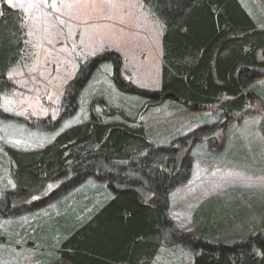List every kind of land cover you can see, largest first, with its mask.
I'll return each instance as SVG.
<instances>
[{
  "label": "trees",
  "instance_id": "1",
  "mask_svg": "<svg viewBox=\"0 0 264 264\" xmlns=\"http://www.w3.org/2000/svg\"><path fill=\"white\" fill-rule=\"evenodd\" d=\"M140 1L162 26L159 89L143 90L123 80L120 57L104 54L80 66L67 84L56 121L38 120L30 126L35 123L50 132L71 118L92 75L106 63L111 64L115 89L135 96L144 108L168 101L179 114L212 110L220 122L155 147L143 128L125 123V114L113 115L122 124L94 116V104L106 107L103 99L94 97L88 120L63 130L44 148L3 150L14 189L3 194L0 219L32 213L93 181L100 187L87 194H94L92 201L103 196L98 207L80 210L79 221L61 215L43 226V235L63 237L56 252L60 264H152L166 239L193 253L191 264H264V230L241 241L217 239L227 221H243L245 208L230 211L216 203V209L198 211L192 217L200 226L195 234L176 230L167 216L169 193L188 177L189 148L252 113L247 107L253 100L264 102V82L254 83L264 76V28L239 0ZM23 23L21 12L0 0V96L13 90L8 75L26 48ZM166 94L177 100H161ZM261 132L264 136V122ZM253 206L264 212V202Z\"/></svg>",
  "mask_w": 264,
  "mask_h": 264
},
{
  "label": "rangeland",
  "instance_id": "2",
  "mask_svg": "<svg viewBox=\"0 0 264 264\" xmlns=\"http://www.w3.org/2000/svg\"><path fill=\"white\" fill-rule=\"evenodd\" d=\"M239 2L257 25L264 28V0ZM4 3L22 14L26 48L20 62L9 71L13 90L0 96V201L6 199L5 192L14 189L3 150L29 152L44 148L63 130L88 120L94 97L103 99L106 106L94 104V116L122 124L113 115L125 114L129 123L124 122L143 128L155 147L169 146L201 126L220 122L212 110L179 114L181 111H176L168 101L144 108V103L135 96L115 89L110 79L111 64L106 63L92 75L71 118L59 122L57 129L50 132L40 130L35 123L31 127L38 120L56 121L67 84L80 66L104 54L120 57L123 80L139 89L157 91L162 65V26L140 0H4ZM258 82H264V76L254 83ZM247 109L252 113L261 110L262 114L245 113L237 122L231 121L222 134L189 148L188 177L168 195L167 216L176 230L197 233L200 226L193 221V215L211 206L216 209V203L230 211L235 206L245 208L243 221H227V228L217 236L218 240L241 241L264 230L261 227L264 212L253 206L254 202L256 205L264 202L261 132L264 102L253 100ZM99 187L88 181L32 213L0 219V264H60L56 252L63 237L43 235V226L61 215L79 221L78 217L83 216L80 210L90 211L104 201L103 196L92 201L94 194H87V190L96 191ZM192 255L166 239L152 264H191Z\"/></svg>",
  "mask_w": 264,
  "mask_h": 264
},
{
  "label": "water",
  "instance_id": "3",
  "mask_svg": "<svg viewBox=\"0 0 264 264\" xmlns=\"http://www.w3.org/2000/svg\"><path fill=\"white\" fill-rule=\"evenodd\" d=\"M165 99H173V100H177L173 95L171 94H166L162 97L161 100H165Z\"/></svg>",
  "mask_w": 264,
  "mask_h": 264
},
{
  "label": "snow or ice",
  "instance_id": "4",
  "mask_svg": "<svg viewBox=\"0 0 264 264\" xmlns=\"http://www.w3.org/2000/svg\"><path fill=\"white\" fill-rule=\"evenodd\" d=\"M53 7H54V5H53Z\"/></svg>",
  "mask_w": 264,
  "mask_h": 264
},
{
  "label": "bare ground",
  "instance_id": "5",
  "mask_svg": "<svg viewBox=\"0 0 264 264\" xmlns=\"http://www.w3.org/2000/svg\"><path fill=\"white\" fill-rule=\"evenodd\" d=\"M211 127V126H210Z\"/></svg>",
  "mask_w": 264,
  "mask_h": 264
}]
</instances>
